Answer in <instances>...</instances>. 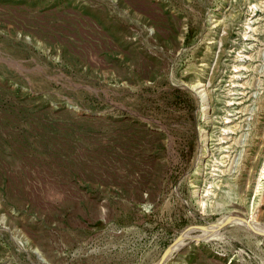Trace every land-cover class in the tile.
<instances>
[{
  "label": "rangeland",
  "instance_id": "obj_1",
  "mask_svg": "<svg viewBox=\"0 0 264 264\" xmlns=\"http://www.w3.org/2000/svg\"><path fill=\"white\" fill-rule=\"evenodd\" d=\"M0 264H264V0H0Z\"/></svg>",
  "mask_w": 264,
  "mask_h": 264
}]
</instances>
